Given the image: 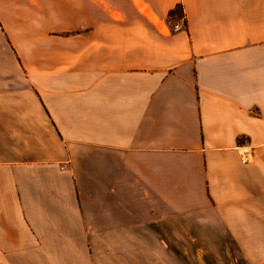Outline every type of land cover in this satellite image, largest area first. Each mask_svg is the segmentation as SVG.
<instances>
[{
  "label": "crops",
  "instance_id": "crops-1",
  "mask_svg": "<svg viewBox=\"0 0 264 264\" xmlns=\"http://www.w3.org/2000/svg\"><path fill=\"white\" fill-rule=\"evenodd\" d=\"M193 230L264 264V0H0V264H187Z\"/></svg>",
  "mask_w": 264,
  "mask_h": 264
},
{
  "label": "rangeland",
  "instance_id": "rangeland-1",
  "mask_svg": "<svg viewBox=\"0 0 264 264\" xmlns=\"http://www.w3.org/2000/svg\"><path fill=\"white\" fill-rule=\"evenodd\" d=\"M190 237H194L196 240L191 241L188 252H190L191 258L187 264H236L229 260V246L222 245L217 239H213V236L204 237L198 233L199 231L193 230ZM198 239V240H197ZM234 247V253L237 250ZM198 253L205 254V260L203 262L197 261L193 255ZM239 264V263H238Z\"/></svg>",
  "mask_w": 264,
  "mask_h": 264
},
{
  "label": "built area",
  "instance_id": "built-area-1",
  "mask_svg": "<svg viewBox=\"0 0 264 264\" xmlns=\"http://www.w3.org/2000/svg\"><path fill=\"white\" fill-rule=\"evenodd\" d=\"M180 28H181V23H176L174 25L175 30L180 29ZM251 157H252L251 149H249V147H247V146H242L241 147V158H242L243 162L244 163L250 162Z\"/></svg>",
  "mask_w": 264,
  "mask_h": 264
}]
</instances>
